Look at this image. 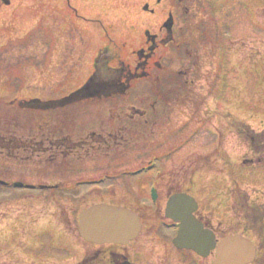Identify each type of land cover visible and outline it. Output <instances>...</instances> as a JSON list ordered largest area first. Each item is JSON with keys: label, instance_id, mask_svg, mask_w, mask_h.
<instances>
[{"label": "rangeland", "instance_id": "rangeland-1", "mask_svg": "<svg viewBox=\"0 0 264 264\" xmlns=\"http://www.w3.org/2000/svg\"><path fill=\"white\" fill-rule=\"evenodd\" d=\"M77 1L71 0L78 15L69 9L68 0H12L8 6L0 0V132L3 134L11 132L17 140L30 138L37 142L35 136L38 128L34 124L42 121V115L45 118L43 121L57 124L63 130L76 128V136H79L78 127L83 123L108 122V119L101 121L103 109L97 103L91 105L92 111L86 109L78 112L76 110L80 108L75 107L84 104L65 103L57 106L61 109L59 111L40 104L41 115L38 114V106L35 105L34 108L22 103L56 100L81 88L92 75L93 58L100 47L107 43L104 42L103 31L111 33L115 42L124 48L128 61L136 59L134 51L146 47L145 31L160 35L159 25L164 18L161 15L153 17L144 12L143 6L147 0ZM211 1L205 0V4ZM219 6L217 3V8ZM217 10L211 7L204 9L206 18L202 20L205 27L202 33L189 32L182 36L183 40H188L185 43L193 44L192 46H182V49L179 46V51L176 48L170 51L162 46L158 51V55L165 56L162 63L165 61L175 72H179L186 64L185 50L190 48L193 51L192 59L197 65L193 67L194 72L189 76L190 83L187 85L190 90L193 89L191 84L194 80L195 89L204 93L199 99L197 110L193 112L183 95L177 93L183 91L186 85L183 87L179 82L164 85V79L161 78L156 89L173 91L175 97L169 98L168 102H159L156 107L161 125L159 129L162 134L166 130L170 131L172 143L183 136V133L179 136L180 132L174 129L183 124L186 117L195 126L204 120L200 147L194 151L190 142L177 153V157L173 156L174 160L167 158L166 161H160L152 172L147 171L137 176L124 175L119 181L110 179L107 184L89 185L77 193L76 189H70L69 193L54 194L53 190H28L0 184V249L4 251L0 257L6 253L13 258L19 257L25 238L32 236L38 243L35 256H39L40 260L37 264L78 263L85 252L99 249L81 241L78 230L79 212L101 200L120 205L130 203L131 200L128 199L135 198L143 202L145 188L152 183L163 185L162 178H166L164 183L166 181L167 184L162 188L167 191L170 180L184 177L177 171L184 170L189 176L192 175L193 170L189 167L191 163L184 162L193 157H197L200 162L199 176L192 181L193 185L190 187H194L199 201L216 199V193L227 192L235 182L264 201V165L242 163L252 152L247 142L240 139L239 128H236L238 123L246 122L257 131L264 130V45L250 46L252 42H258L246 30L218 33V23L222 24L225 20H222V15ZM90 16L101 18L106 25L111 26V32L107 28L103 30L92 25L91 20L94 18L90 19ZM214 16L216 19H211ZM198 20L194 19L193 23ZM215 26L216 35L213 34ZM144 87L148 89V85ZM189 113L194 114L191 116ZM113 117L115 116L112 114L109 116ZM236 121L240 122L235 123ZM73 123L79 125L74 126ZM5 125H8L7 130ZM93 129L96 128L93 126ZM1 155L5 156V153L0 147V179L10 183H35L41 180L59 183L64 180L75 184L77 173H85V169L89 167L85 162H75L72 157L66 160L60 158L58 165L51 163L48 170L44 171V174L50 173L49 177L36 168L37 163L41 164L40 158L23 162L20 157H14L8 163L1 160L4 158ZM65 162L72 164L68 166L70 169L66 168ZM129 163L130 167H135L134 163L146 164L141 158ZM91 169V176L98 175L96 169L94 172ZM164 173L170 177L163 176ZM189 176L184 178L189 179ZM162 188L161 194L165 193ZM108 189L114 195L110 193L98 196L100 191ZM86 194L91 195L82 202L81 199ZM71 206L76 211L69 215ZM213 207H216V202L213 206H208ZM25 221L28 222L27 227L24 226ZM61 247L63 251H60ZM9 261L10 259L8 263Z\"/></svg>", "mask_w": 264, "mask_h": 264}, {"label": "flooded vegetation", "instance_id": "flooded-vegetation-1", "mask_svg": "<svg viewBox=\"0 0 264 264\" xmlns=\"http://www.w3.org/2000/svg\"><path fill=\"white\" fill-rule=\"evenodd\" d=\"M165 1L147 0L145 2V5L150 7V10L146 11L147 14L161 15L164 20L159 25L160 35L155 34L150 39L146 38V47L134 51L133 55L136 57L134 61H128L124 49L110 38L99 53V60H95L97 63L93 64V72L88 79L100 80L101 76L104 75L105 79L109 81L108 83L114 87L103 92H97L96 98L87 101L86 106L75 107V109L80 108L76 110L77 112L86 109L92 111L91 105L97 103L98 107L103 109L101 121L108 119V122L98 124L89 121L83 123L84 125L73 123L74 126H80L78 127L80 134L76 136V128H72L70 131L63 130L57 124L43 121L45 118L42 115L43 122L34 124L38 128L37 136H35L37 142L30 140V138L17 140L16 137L13 138L11 132H5V135L0 132V147L5 153V156L1 155V157L4 156L1 160L10 163L14 157H20L19 159L25 162L37 157L42 161H40L41 164L37 163L36 168L44 174V171L48 170L49 164L58 165L57 161L60 158L66 160L72 157L75 162L81 161L89 165L85 169V173H77L75 177L87 181V179H92L91 168H93V172L96 169L97 173L102 176L114 178L119 176L124 167L127 169L130 166L131 163L129 162L133 163L139 158L146 163L156 160L159 162L166 161L167 158L172 161L174 160L173 156L177 157V153L186 144L191 142L194 151L195 148L200 147V142L203 139L204 120L195 126L192 120L186 117L183 124L174 129L180 132L179 136L182 133L183 136L172 143L170 131L166 130L162 134L161 129H159L161 125L157 117L158 107H156L159 102H168L170 101L169 98L175 97L173 91L156 89L161 79H164V85L166 83L170 85L172 82L182 83L183 87L186 85L183 91L177 93L183 95L186 104L190 106L193 112L197 110L198 104H200L199 99L204 93L198 91L197 88L195 89L194 80L191 84L193 89L190 90L187 85L190 83L188 78L193 71L192 69L197 65L192 59L193 51H190V48L185 50L186 64L182 66L179 72L169 68L165 61L163 64L162 61L165 56L158 55V51L162 46L171 48L170 51L173 48L179 51V46L181 49L182 46H192L193 44L185 43L188 40H183L182 36L189 32L202 33L204 31L205 27L202 23V20L206 18L204 9L210 7L216 10L219 8L227 10V12L217 10L219 15H222V20H225L222 21V24L217 22L218 33L223 30H225L223 32L227 30L233 32L235 29L246 30L248 33L245 32L249 36H255V41L258 42L254 44L252 42L250 46H262L264 45V0H212L206 2L207 4H205V0ZM78 3L80 4V2ZM217 3L220 5L219 8H217ZM68 5L78 15V10L73 7L71 0H68ZM170 16L173 19V26L168 30L163 24ZM212 18L215 20L216 16ZM194 19H199L201 22L199 23L198 20L193 23ZM91 24L106 30L101 18H94L91 20ZM216 26L214 27V35H216ZM246 38L248 39V37ZM125 46L127 45L125 44ZM105 68L107 70L110 68L109 75L105 73ZM145 85H148V89H144ZM54 110L59 111L61 109L54 108ZM48 111L46 110V112ZM111 114L115 116L113 119L109 118ZM192 114L190 115L192 116ZM93 126L96 129H93ZM5 129H8V125H5ZM40 135L43 137L40 138ZM75 136L79 138L77 139ZM238 136L247 142L252 152L249 158L242 160V163L264 165V134L261 137L260 132L246 128L241 130ZM66 162L64 163L66 168L72 165L71 163L66 164ZM184 163H191L189 167L190 170H193L192 175L189 176V173L184 170L177 171V173L180 172L184 177L188 175L189 179L181 177L180 180H170L167 191L162 188L165 186L164 184H167L166 181L165 183L163 181L161 186L154 183V185L156 184L157 199L153 203L149 199V189L146 187L143 193V202L135 198L133 200L128 199L131 200L130 203L121 204L133 209L142 220V230L137 238L131 240L127 245L97 246L99 247L98 250L84 253L83 259L75 264H238V260L234 258V252L222 249L224 240L236 234L245 235L255 245L253 259L245 264H264V201L242 188L232 187L227 192L216 193V207L213 208H208V206L214 205L213 200L202 202L196 197L199 205L194 216L203 223L205 228L211 230L214 233L213 237H215V247L207 256L202 257L193 249H181L174 243L173 238L178 232V223L176 224L174 220L166 216L165 208H167L169 197L174 194L188 193L196 196L194 187L191 188L190 186L199 174L198 163L200 162L197 157H193L192 160H185ZM63 171L66 172L65 169ZM45 174L50 177V173ZM163 176L170 177L166 173ZM8 185L10 184L7 183L5 186L9 187ZM29 185L35 186L36 190H53L54 194L68 193L71 186L64 180L59 183L41 180V182H30ZM161 188L165 193L161 194ZM100 195L103 196L102 193ZM85 201L86 199L83 198L82 202ZM75 211L74 207L71 206L69 215ZM26 227L24 229L27 231ZM29 237L33 238L32 236ZM37 246L38 243L25 242L19 257L13 258L12 255L6 253L0 257V260L4 259L0 261V264H37L40 260L39 256H35ZM60 251H63V247ZM98 252L99 254H97ZM3 253L4 251L0 249V254ZM7 258L10 259L9 263ZM153 259L155 260L152 261Z\"/></svg>", "mask_w": 264, "mask_h": 264}, {"label": "water", "instance_id": "water-1", "mask_svg": "<svg viewBox=\"0 0 264 264\" xmlns=\"http://www.w3.org/2000/svg\"><path fill=\"white\" fill-rule=\"evenodd\" d=\"M7 4L10 0H4ZM100 90V87L97 88ZM92 88L86 89L81 93H74L65 98L62 104L71 102L76 96L87 97L92 95ZM178 206L179 204H191V199L186 195H177L172 198L171 204ZM182 209V208H181ZM181 209H175L177 212ZM191 211V207L186 211ZM186 212H183L186 214ZM80 218L81 235L92 242L103 243H126L134 238L140 231L141 224L138 216L127 208L108 205L105 203L92 206L90 209L82 212ZM182 213V212H178ZM188 215V214H187ZM173 218L183 221L179 236L175 238L177 245L182 247H190L198 252L207 254L213 247V239L209 233H205L200 225H195L191 218L179 216L178 218L170 214ZM223 249H233L236 252L238 263L249 262L250 256L254 254V246L252 243L242 236H234L228 238L224 242Z\"/></svg>", "mask_w": 264, "mask_h": 264}, {"label": "bare ground", "instance_id": "bare-ground-1", "mask_svg": "<svg viewBox=\"0 0 264 264\" xmlns=\"http://www.w3.org/2000/svg\"><path fill=\"white\" fill-rule=\"evenodd\" d=\"M154 17V16H153ZM97 96V92L92 96H87V97H83V96H76L74 99H72V101L76 104V105H81V104H84L83 106H86V102L87 101H90L91 99L93 98H96ZM22 103V102H21ZM24 106V105H22ZM79 107H82V106H79Z\"/></svg>", "mask_w": 264, "mask_h": 264}]
</instances>
